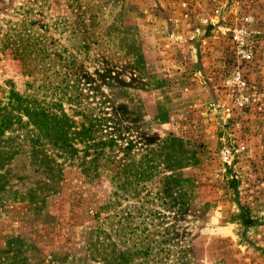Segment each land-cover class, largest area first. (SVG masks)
<instances>
[{
    "label": "rangeland",
    "instance_id": "374dc122",
    "mask_svg": "<svg viewBox=\"0 0 264 264\" xmlns=\"http://www.w3.org/2000/svg\"><path fill=\"white\" fill-rule=\"evenodd\" d=\"M0 264H264V0H0Z\"/></svg>",
    "mask_w": 264,
    "mask_h": 264
},
{
    "label": "trees",
    "instance_id": "16d2710c",
    "mask_svg": "<svg viewBox=\"0 0 264 264\" xmlns=\"http://www.w3.org/2000/svg\"><path fill=\"white\" fill-rule=\"evenodd\" d=\"M27 30V29H26ZM28 31V30H27ZM16 36H17V40L14 41V50L11 51L14 58H23L26 56V45L24 43H22V41H24L26 39V37L30 36V38L32 37V34L28 31L27 33L26 32H23V29H17L16 31ZM26 36V37H25ZM21 40V41H19ZM28 40V39H27ZM35 42H40L41 43V40L36 38V41ZM36 44V43H34ZM21 46V48H20ZM20 48V49H19ZM14 96H16L17 98H19V95L18 94H15L13 93ZM21 105V99L19 98L18 99V104H16V107H18L19 109H21L22 111H24L26 113V116H29L30 115V108H28V106H23Z\"/></svg>",
    "mask_w": 264,
    "mask_h": 264
}]
</instances>
